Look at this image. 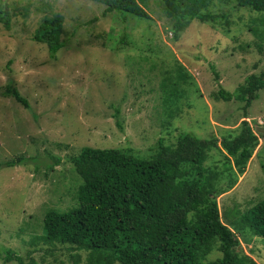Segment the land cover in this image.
Wrapping results in <instances>:
<instances>
[{
    "label": "rangeland",
    "instance_id": "obj_1",
    "mask_svg": "<svg viewBox=\"0 0 264 264\" xmlns=\"http://www.w3.org/2000/svg\"><path fill=\"white\" fill-rule=\"evenodd\" d=\"M47 2L65 17V45L55 59L32 40L51 14ZM160 2L148 0L150 18L141 19L118 12L104 15V6L90 0L7 1L11 29L0 25V264H8L4 249L16 252L25 264H111V254L104 250L51 249L42 240L30 244L32 235L42 234L48 208L65 210L75 204L78 176L69 158L85 146L130 148L147 157L161 137L173 144L183 130L220 140L228 131L240 132L246 120L259 144L246 172L218 196L223 222L238 219L264 198V133L256 129L264 128V90L247 109L244 102L213 97L221 88L235 92L248 76L264 71V50L259 51V38L250 29L264 26L235 0H214V13L229 12L230 31L192 22L175 40ZM178 64L190 76L182 84L187 95L167 124L161 82L170 74L176 80ZM9 79L31 109L3 95ZM222 152L213 149L206 165L222 169ZM21 156L27 160L5 165ZM58 156L60 163L53 159ZM238 236L242 250L264 264V239L250 232ZM72 254L80 255L78 263ZM220 255L215 252L209 260Z\"/></svg>",
    "mask_w": 264,
    "mask_h": 264
},
{
    "label": "trees",
    "instance_id": "obj_2",
    "mask_svg": "<svg viewBox=\"0 0 264 264\" xmlns=\"http://www.w3.org/2000/svg\"><path fill=\"white\" fill-rule=\"evenodd\" d=\"M7 1L0 0V25L10 30L12 15ZM90 1L102 4L104 15L118 12L123 16L150 18L148 0ZM160 1L175 40L180 39L192 22L230 31L229 12L214 13L210 9L214 0ZM235 1L238 8L256 14L253 22L264 26V0ZM52 6L47 2L51 14L43 18L32 40L45 45L50 57L55 59L65 45L62 40L65 17L52 11ZM250 29L259 38L257 46L262 52L264 27L250 26ZM212 69L218 79L215 67ZM175 78L172 81L174 77L170 74L161 82L165 95L162 113L168 118L167 124L174 113L181 111V100L187 95L182 84H187L190 76L181 64L177 65ZM11 83L9 79L3 95L31 109L28 99ZM261 90H264V71L248 76L235 92L221 88L213 97L244 102L247 109L259 98ZM118 114L117 110L115 117ZM117 125L122 129L119 120ZM198 136L182 130L173 144L161 137L147 157L135 155L130 148L82 147L69 158L78 176L75 204L65 210L48 208L42 234L32 235L30 244L35 246L42 240L51 249L68 245V249L80 252L104 250L111 254V264H258L242 250L238 235L250 232L264 239V198L229 224L223 222L218 203V196L230 191L238 175L246 172L259 144L258 136L246 120L240 132L228 131L220 140ZM221 148L226 152H222V169L207 166L211 151ZM53 159L60 163L62 157ZM24 160L27 158L21 156L5 165L15 167ZM52 166L46 164L47 168ZM3 251L5 263L25 264L13 250ZM215 252L221 255L209 260ZM70 257L75 263L80 261L79 254ZM31 262L35 260L32 258Z\"/></svg>",
    "mask_w": 264,
    "mask_h": 264
},
{
    "label": "water",
    "instance_id": "obj_3",
    "mask_svg": "<svg viewBox=\"0 0 264 264\" xmlns=\"http://www.w3.org/2000/svg\"><path fill=\"white\" fill-rule=\"evenodd\" d=\"M256 129H257L258 132H260V133H264V128H262V127H257Z\"/></svg>",
    "mask_w": 264,
    "mask_h": 264
}]
</instances>
